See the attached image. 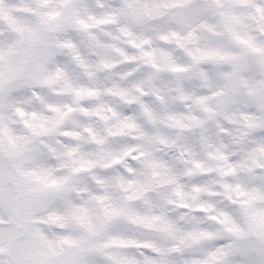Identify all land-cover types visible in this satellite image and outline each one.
I'll return each mask as SVG.
<instances>
[{"label": "snow or ice", "instance_id": "6c2138e0", "mask_svg": "<svg viewBox=\"0 0 264 264\" xmlns=\"http://www.w3.org/2000/svg\"><path fill=\"white\" fill-rule=\"evenodd\" d=\"M0 264H264V0H0Z\"/></svg>", "mask_w": 264, "mask_h": 264}]
</instances>
